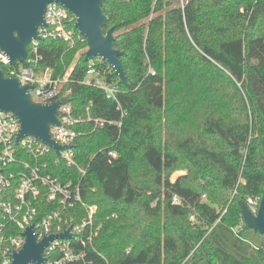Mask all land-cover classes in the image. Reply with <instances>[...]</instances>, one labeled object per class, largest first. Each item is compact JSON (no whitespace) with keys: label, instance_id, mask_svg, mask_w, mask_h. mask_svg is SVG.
Wrapping results in <instances>:
<instances>
[{"label":"trees","instance_id":"obj_1","mask_svg":"<svg viewBox=\"0 0 264 264\" xmlns=\"http://www.w3.org/2000/svg\"><path fill=\"white\" fill-rule=\"evenodd\" d=\"M103 9L130 82L107 76L121 110L84 83L86 44L42 40L38 49L41 69L69 73L62 93L75 117L91 106L114 122L78 127L84 177L63 163L54 172L98 209L89 260L264 264V236L244 224L240 205L264 194V0H189L184 11L166 0H104ZM178 171L186 174L173 182Z\"/></svg>","mask_w":264,"mask_h":264},{"label":"built area","instance_id":"obj_2","mask_svg":"<svg viewBox=\"0 0 264 264\" xmlns=\"http://www.w3.org/2000/svg\"><path fill=\"white\" fill-rule=\"evenodd\" d=\"M175 7L185 10L189 0H166ZM76 17L64 6L49 4L45 13L46 25L38 29V40H34L28 49L27 63L9 66V59L0 52V67L8 70V78L18 79L22 85H32V99L39 103H52L69 98L71 92L63 94L69 73L64 78L55 79L52 70L39 67L42 57L39 44L42 40L62 41L69 49L86 44L87 39L76 28ZM88 50V46H87ZM86 50V51H87ZM107 64L102 73L101 66ZM115 73L101 57L89 61L85 84L100 89L107 100L116 101L121 88L107 76ZM87 108V118H77L73 114L70 102L59 108L60 125L51 128V139L66 147L57 156L55 149L39 138L25 136L17 142L21 131L19 119L11 113L0 112V264H12L14 254L25 243L24 233L33 226L37 240L42 241L51 235L69 232L68 237H57L44 250L45 261L42 264H92L89 260L88 246L99 235L102 226L97 222V207L84 201L80 183L73 180L62 181L54 172L62 163L74 168L84 177L87 169L82 168L75 158V141L85 132L78 127L91 124L93 131L102 129L114 122L97 118ZM118 110H121L119 104ZM124 116V113L122 112ZM119 128L122 123L117 124ZM112 159L116 152H110ZM261 198H249L247 206L253 215H257ZM174 204L181 200L174 198ZM195 220V216L191 217ZM28 264H38L30 262Z\"/></svg>","mask_w":264,"mask_h":264},{"label":"water","instance_id":"obj_3","mask_svg":"<svg viewBox=\"0 0 264 264\" xmlns=\"http://www.w3.org/2000/svg\"><path fill=\"white\" fill-rule=\"evenodd\" d=\"M52 3L64 6L76 17L75 26L87 39L85 61L103 58L120 82L130 87L121 60L123 52L115 48L114 29L104 30L108 22L103 9L104 0H0V52L8 57L9 66L27 63L29 45L39 39L38 29L46 25V9ZM33 89L32 85H22L18 79L6 77L0 67V112L11 113L19 119L21 131L17 142L25 136H34L53 147L59 156L66 147L54 142L50 132L53 126L61 124L59 108L69 103L70 99L62 98L52 103L35 102L30 93ZM240 205L244 224L264 235V194L257 215L252 214L246 203L241 202ZM24 236L26 243L14 254L12 264H42L45 261L44 250L52 240L71 237L66 232L38 241L33 226L26 229Z\"/></svg>","mask_w":264,"mask_h":264},{"label":"rangeland","instance_id":"obj_4","mask_svg":"<svg viewBox=\"0 0 264 264\" xmlns=\"http://www.w3.org/2000/svg\"><path fill=\"white\" fill-rule=\"evenodd\" d=\"M186 174V172L185 171H178V172H176V173H174L173 175H172V177H171V180L174 182V181H176V179L178 178V177H180V176H182V175H185ZM193 221V220H192ZM195 221V220H194ZM262 236H264V235H260V237H262Z\"/></svg>","mask_w":264,"mask_h":264}]
</instances>
